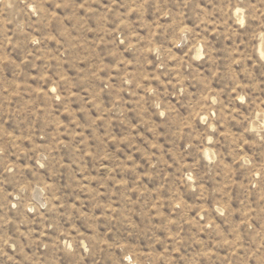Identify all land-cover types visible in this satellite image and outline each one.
<instances>
[{
	"label": "rangeland",
	"instance_id": "rangeland-1",
	"mask_svg": "<svg viewBox=\"0 0 264 264\" xmlns=\"http://www.w3.org/2000/svg\"><path fill=\"white\" fill-rule=\"evenodd\" d=\"M0 264H264V0H0Z\"/></svg>",
	"mask_w": 264,
	"mask_h": 264
}]
</instances>
